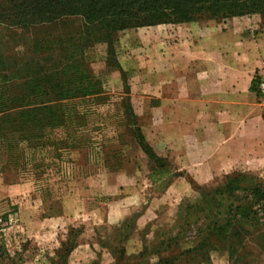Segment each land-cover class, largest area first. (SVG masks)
Wrapping results in <instances>:
<instances>
[{
    "label": "rangeland",
    "instance_id": "rangeland-1",
    "mask_svg": "<svg viewBox=\"0 0 264 264\" xmlns=\"http://www.w3.org/2000/svg\"><path fill=\"white\" fill-rule=\"evenodd\" d=\"M253 14L260 21V28L254 30L261 32L264 12ZM5 28L0 24V56L28 52L24 39L7 45L6 36L10 32ZM164 28L154 25L116 32L112 39L113 60L122 71L104 65L106 43L93 45L87 55L101 77L103 93L69 103L67 109L73 108L76 113L66 126L53 128L30 140L27 133L8 135L18 137L22 154L19 159L16 147L9 150L15 157L13 162L19 164L13 168L17 172L15 178L39 180V191L45 202L39 204L38 217L61 214L64 217L58 220H65L66 226L56 234L45 235L42 231L44 227L50 228L51 219L25 220L36 235L29 239L23 230L26 225L20 221L29 215L28 209L23 204L0 199V212L13 220L9 242L0 241V264H114L121 247L132 250L134 245L131 254H137L144 238L148 242L162 239L170 228L183 224L184 218L201 223L204 210L196 206L200 205L201 198L191 182L211 189L222 184L232 171L213 172L209 178V172L196 169L198 161L189 160L183 154V142L187 140L173 136L182 131L181 125H167L165 108H151L159 101L156 96L163 90L167 78L168 32ZM20 33L25 38L27 31ZM151 95L157 99L147 98ZM136 126L158 156L164 158L165 170H152L154 162L136 142ZM40 138L56 139L61 146L58 149L42 147L38 143ZM0 140H3L1 135ZM6 170H10L9 166L0 161V178L4 173L7 177ZM252 174L264 183L263 172ZM244 176L242 186L246 188L252 184V178ZM207 179V184H200ZM246 194L245 189L235 192L241 198ZM245 227L252 225L246 223ZM196 228L192 225L190 235L180 240L182 248L195 244ZM245 242L248 264H264V253L253 239ZM162 254L165 257L171 252L163 250ZM154 259L155 256H150V260Z\"/></svg>",
    "mask_w": 264,
    "mask_h": 264
},
{
    "label": "trees",
    "instance_id": "trees-1",
    "mask_svg": "<svg viewBox=\"0 0 264 264\" xmlns=\"http://www.w3.org/2000/svg\"><path fill=\"white\" fill-rule=\"evenodd\" d=\"M263 12L264 0H7L6 4L0 0V24L10 32L7 45L24 39L28 48L23 54L0 56L2 165L9 169L19 166L13 162L11 147L17 148L19 159L22 155L18 137L9 134L27 133L30 140L66 126L76 113L69 107L67 112L69 103L103 93L101 77L87 55L93 45L106 43L104 65L122 71L113 60L112 46V39L120 30ZM21 31H27L25 38ZM135 130L137 144L154 162L152 170H165L164 158L156 154L138 126ZM40 139L42 147L61 146L56 139ZM244 175L252 178L246 188L242 186ZM253 175L235 170L211 189L191 182L201 198L196 206L204 210L201 223L184 218L183 224L163 234L166 241L158 238L148 242L144 238L137 254H128L125 246L121 247L114 264L209 263L213 249L226 250L230 264H248V254L244 255L248 251L246 239L252 238L264 253V183ZM240 189H245L246 196L235 195ZM246 223L252 227H245ZM192 225L197 226L195 244L182 248L180 240L190 235ZM163 250L171 254L164 257ZM150 256L155 259L150 260Z\"/></svg>",
    "mask_w": 264,
    "mask_h": 264
},
{
    "label": "crops",
    "instance_id": "crops-1",
    "mask_svg": "<svg viewBox=\"0 0 264 264\" xmlns=\"http://www.w3.org/2000/svg\"><path fill=\"white\" fill-rule=\"evenodd\" d=\"M254 15L157 25L168 32L167 78L156 96L159 101L151 108H165L167 125H181L182 131L173 132V136L187 140L183 142V154L197 160L196 169L209 172V178L213 172L223 170L264 173V101L252 85L258 60L264 56V26L261 32L254 30L260 28ZM9 171L11 174L7 172V177L3 174L0 178V199L28 209L26 219L20 218L24 226L28 224L25 220L41 222L47 218L51 219L50 228L44 227L43 234L64 229L66 221L58 220L64 217L61 214L38 217L39 204L45 202L39 180L15 178L17 172L13 168ZM23 230L29 239L35 238L28 225ZM131 248L127 253L134 251V245ZM202 264H230L228 253L213 249L209 263Z\"/></svg>",
    "mask_w": 264,
    "mask_h": 264
},
{
    "label": "built area",
    "instance_id": "built-area-1",
    "mask_svg": "<svg viewBox=\"0 0 264 264\" xmlns=\"http://www.w3.org/2000/svg\"><path fill=\"white\" fill-rule=\"evenodd\" d=\"M252 85L257 95L264 101V56H261L258 60L252 79ZM12 224L13 220L11 218H5L4 214L0 212V241L4 243L9 242V231Z\"/></svg>",
    "mask_w": 264,
    "mask_h": 264
}]
</instances>
